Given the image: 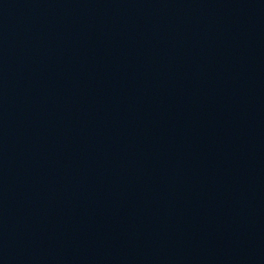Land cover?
Listing matches in <instances>:
<instances>
[{
	"label": "water",
	"instance_id": "1",
	"mask_svg": "<svg viewBox=\"0 0 264 264\" xmlns=\"http://www.w3.org/2000/svg\"><path fill=\"white\" fill-rule=\"evenodd\" d=\"M0 264H264V0H0Z\"/></svg>",
	"mask_w": 264,
	"mask_h": 264
}]
</instances>
